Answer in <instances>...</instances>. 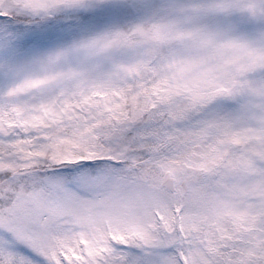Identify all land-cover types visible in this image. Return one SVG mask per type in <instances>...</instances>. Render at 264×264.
<instances>
[{
	"label": "snow or ice",
	"instance_id": "6c2138e0",
	"mask_svg": "<svg viewBox=\"0 0 264 264\" xmlns=\"http://www.w3.org/2000/svg\"><path fill=\"white\" fill-rule=\"evenodd\" d=\"M0 264H264V0H0Z\"/></svg>",
	"mask_w": 264,
	"mask_h": 264
}]
</instances>
